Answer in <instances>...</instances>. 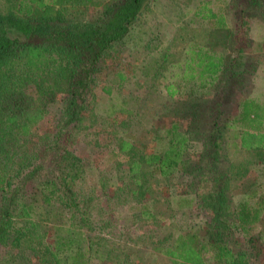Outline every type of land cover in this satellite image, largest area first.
<instances>
[{
    "label": "trees",
    "instance_id": "obj_1",
    "mask_svg": "<svg viewBox=\"0 0 264 264\" xmlns=\"http://www.w3.org/2000/svg\"><path fill=\"white\" fill-rule=\"evenodd\" d=\"M150 1L110 0L87 19V0H4L8 8H0V264H140L139 239L130 230L148 220L166 231L151 248L163 264H253L252 250L264 242V232L251 234L257 226L264 231V169L253 171L239 158L264 154V100L242 95L231 114L218 103L210 130L203 135L191 130L179 111L157 135L154 125L143 127L139 111L113 106L105 115L112 119L121 114L131 118V125L125 129L112 122L113 145L105 163L119 159L126 169L118 166L119 184L111 189L100 178L97 186H81L94 168L69 146L96 72L115 49L129 43L142 47L145 32L138 16ZM234 2L233 25L244 36L253 19L257 21L253 12L264 11V0H231L230 5ZM195 21L213 23L220 31L226 27L222 16L202 5L191 14L190 22ZM249 41L239 42L247 46ZM207 48L190 44L178 73L170 72L176 81L163 87L179 109L193 112L195 101L213 91L219 90L222 100L229 90L241 88L239 79L251 78L252 67L248 71L242 49L235 44L228 58ZM166 49L157 52L161 57L156 66L164 64ZM232 82L238 84L231 86ZM57 98L61 99L52 130L35 136L33 129ZM137 123L140 143L149 146L148 152L134 147L138 141L132 129ZM228 129L232 135L226 139ZM187 149L199 152L191 186L179 194L170 190L171 204L165 201L158 209L168 190L166 182L188 161ZM234 191L240 195L235 204ZM117 193L134 203V215L133 222L122 226L123 233L113 236L117 210L110 200L121 204ZM187 210L203 219L206 241L194 225L172 219L174 213L179 217Z\"/></svg>",
    "mask_w": 264,
    "mask_h": 264
},
{
    "label": "rangeland",
    "instance_id": "obj_2",
    "mask_svg": "<svg viewBox=\"0 0 264 264\" xmlns=\"http://www.w3.org/2000/svg\"><path fill=\"white\" fill-rule=\"evenodd\" d=\"M109 1L87 0L85 7H83L86 18H93ZM230 2L231 0H151L148 7L141 10L138 20L145 32L142 47H133L129 43L104 57L96 72L91 93L74 133V139L69 146L73 154L84 157L94 168V172L86 176V179L82 182V187L93 186L100 178L107 189H111L115 183V185L119 184L116 176L118 166L121 170L126 169L124 165L120 164L119 159L111 163H105L106 154L113 145L111 137L112 122L123 124L122 127L125 129L131 125V118L127 119L121 114L115 115L112 119L109 114H106L108 116L106 117L105 113L110 111L113 106L116 108L117 106L126 109L131 108L132 112L139 111V117H141V122L144 124L143 127L147 124L154 125L158 130L157 135L161 133L163 126L168 122L167 120L179 111L186 116V124H192V129H190L198 131V135H203L210 130L218 103L221 104L220 106L226 105L229 114H231V112L234 113L233 109H235L236 103L242 95L245 97L253 96L261 101L264 100V11L257 12L255 10L253 12L257 14V21L254 18L252 23L249 24L248 32L242 36L236 33V25H233V6L236 8V5L235 2L230 5ZM201 5L224 18L226 25L224 30H218L213 23L210 24L209 22H190L193 10ZM0 8L7 10L8 7L5 5L4 0H0ZM248 40L250 41L247 46L239 42H247ZM190 44L203 48L208 47L207 50L220 51L225 57L231 55L232 47L235 44L237 50L242 49L248 71L252 67L251 78L244 79L242 82L239 79L237 82H239L241 88L236 91L229 90L224 94L222 100L217 95L219 90L216 93L213 91L207 98L195 101L196 108L193 112L189 109H179L177 100L168 97L163 87L167 83L176 81L170 78V72L178 73V65L181 63L185 50L188 49ZM218 46L224 47V49L219 50ZM165 48L167 49L165 50L164 64L161 67L156 66L158 59L161 57V55H157V52ZM232 55L236 54L233 52ZM160 70L163 71L164 77L161 76ZM177 75L173 74V76ZM222 79L220 77L219 85H222ZM237 82H232L230 85L235 86L238 84ZM28 92L32 94V91L28 90ZM60 99L57 98L53 104L49 105L48 113L33 129L35 136L44 134L46 130H52ZM137 124L132 129V138L136 137V141H138L134 144V147L140 151L148 152L149 146L140 143L142 137L139 136L140 125L137 126ZM262 126L261 132L264 133V123ZM231 135L232 132L228 129L223 136L229 139ZM191 136L197 137L196 134ZM186 151L188 161H183L177 167V171L170 181L166 182L168 190L167 193H163L164 200L163 203L158 204V209H162L166 205L165 201H169V205L171 204L170 201L173 197H170L172 193L170 190H174L179 194L180 192H186L191 186L193 166L198 165L199 152H192V149ZM239 161L247 162L253 171L264 169V154L257 156L253 153L252 155H243L239 158ZM246 176L243 179L244 182H247ZM228 186L231 188L233 184L230 183ZM96 192H99V190L97 189ZM105 194L109 196L110 191L106 190ZM233 194H235V191ZM239 196H231V202L233 204L238 202ZM116 197L121 204H118L116 200H110V203L117 210L111 223L113 236L123 233L121 231L122 226L133 222L131 216L134 215L132 212L134 203L129 201L128 196L117 193ZM177 214L174 213L175 216L172 218L175 222L178 221L190 226L194 225L199 229L201 240L206 241L204 236L206 228L203 219L189 210L184 211L179 217H176ZM185 225H182L180 229H184ZM263 232L261 226H257L254 227L251 234L252 236H259ZM165 233L166 231L162 228L156 229V226L150 220L144 224L140 222L138 225L136 223L133 225L130 234L133 238L139 239L137 247L141 253L140 264L164 263V259L159 253L151 251V248L159 242V239ZM103 236L106 239L108 238L107 235L103 234ZM251 258L254 259L253 264H264V242L261 241L258 247L253 248ZM135 263L138 264V262Z\"/></svg>",
    "mask_w": 264,
    "mask_h": 264
}]
</instances>
